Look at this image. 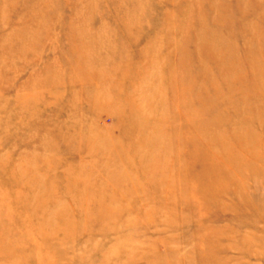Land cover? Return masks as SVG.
I'll return each mask as SVG.
<instances>
[{"label":"rangeland","instance_id":"1","mask_svg":"<svg viewBox=\"0 0 264 264\" xmlns=\"http://www.w3.org/2000/svg\"><path fill=\"white\" fill-rule=\"evenodd\" d=\"M0 264H264V0H0Z\"/></svg>","mask_w":264,"mask_h":264},{"label":"bare ground","instance_id":"2","mask_svg":"<svg viewBox=\"0 0 264 264\" xmlns=\"http://www.w3.org/2000/svg\"><path fill=\"white\" fill-rule=\"evenodd\" d=\"M137 16H139V15H137Z\"/></svg>","mask_w":264,"mask_h":264}]
</instances>
